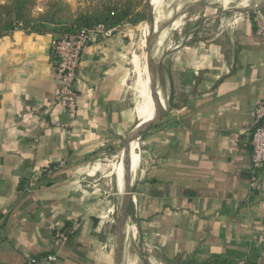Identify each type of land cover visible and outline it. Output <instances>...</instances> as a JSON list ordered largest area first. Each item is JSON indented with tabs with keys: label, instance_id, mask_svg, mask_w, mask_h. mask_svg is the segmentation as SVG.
<instances>
[{
	"label": "crops",
	"instance_id": "1",
	"mask_svg": "<svg viewBox=\"0 0 264 264\" xmlns=\"http://www.w3.org/2000/svg\"><path fill=\"white\" fill-rule=\"evenodd\" d=\"M257 20L264 6L228 23H182L152 57L161 112L139 139L137 172L125 176V234L135 229L142 264H264V171L252 168L247 135L264 101ZM123 26L83 54L74 121L55 105L57 37L0 38V264L48 255L115 264L116 242L81 181L92 163L121 144L124 152L140 123L129 85L136 31ZM59 232L69 239L55 249Z\"/></svg>",
	"mask_w": 264,
	"mask_h": 264
},
{
	"label": "rangeland",
	"instance_id": "2",
	"mask_svg": "<svg viewBox=\"0 0 264 264\" xmlns=\"http://www.w3.org/2000/svg\"><path fill=\"white\" fill-rule=\"evenodd\" d=\"M38 1L42 2L44 0H38ZM67 1L73 6V8H77L79 6V1L81 0H67ZM145 4L147 6V1L145 2ZM184 5H183V10L187 12V17L183 19L182 23L183 22L188 23V21H191V20L193 21L191 23H194V22L201 23L208 19L212 20V18L214 17L216 18L218 17L220 19L224 18L225 22L227 21L226 23H228L236 19L237 17H239L241 14L254 11L264 6V0L262 1L261 0H231L230 3L226 7L223 3V0H204V1L199 0L198 2L190 1L189 3L184 4ZM39 10L40 9H37L36 11H39ZM152 17L154 18L153 14H152ZM165 26H168V24L167 23L163 24L161 28ZM123 28L136 31L135 37H133L132 39L133 44H134V51H133L134 56H137L138 59L140 60L139 64L141 68H144V66L146 65L148 68V64L146 62H148L149 59L148 61H145L144 60L145 55L147 53V58H148L149 44H151L153 46L152 48L154 49L153 44L155 43V39H156L155 33L150 35L147 40V48L143 47L144 35L146 32V29L148 28L151 31V27H150L148 20L144 22H140L137 25L126 24L123 26ZM210 29H211L210 31L213 32L214 27L212 26ZM171 33L172 32L167 34V38L169 39L171 38L172 36ZM207 36H210V35H207ZM131 71L133 72H131L129 85L131 88V93H132V98H133L132 100H133V103L135 104V99H137L136 91H135L137 73L135 72L134 68H132ZM123 148H124V145L121 144L120 147L118 148L116 147L114 149L115 151L111 152L107 156H104L102 159H99L98 161H95L94 163H92L86 170L85 174L82 177V181H81V183H83L82 185L85 186L84 187L85 193L89 197L95 199L93 203L97 205V208H96L97 212H95V214L99 217V221L105 222L106 225L108 224L107 226H108V229L110 230L113 245H115L114 241L116 242L117 216L123 206L124 196L118 191L117 183L115 182L116 177L114 175H109V171H110V165L112 163H116L119 160L120 154H122L123 152L122 151ZM86 173L89 175H87ZM128 244H129L127 246L128 247L127 249L128 259H126V262L128 260L129 262H133L134 264H142L143 259L144 261H146L145 259L147 258L148 254L146 253L144 249H140V247H138L139 243L136 240V238L135 240H132V241L130 240Z\"/></svg>",
	"mask_w": 264,
	"mask_h": 264
},
{
	"label": "trees",
	"instance_id": "3",
	"mask_svg": "<svg viewBox=\"0 0 264 264\" xmlns=\"http://www.w3.org/2000/svg\"><path fill=\"white\" fill-rule=\"evenodd\" d=\"M146 0H0V38L21 30L60 38L103 25L108 29L148 20ZM40 9L39 11H36Z\"/></svg>",
	"mask_w": 264,
	"mask_h": 264
},
{
	"label": "built area",
	"instance_id": "4",
	"mask_svg": "<svg viewBox=\"0 0 264 264\" xmlns=\"http://www.w3.org/2000/svg\"><path fill=\"white\" fill-rule=\"evenodd\" d=\"M257 34L263 35L264 22L257 20ZM114 29H108L99 25L90 29H83L74 34H67L58 38L53 45V54L56 59V74L59 83V91L55 99V105L63 108L71 121L78 116L79 93H78V71L83 54L90 47L97 45L103 37L112 34ZM62 127L71 126L62 125ZM252 132L247 133L252 148V168L255 172L264 171V101L260 102L254 112L252 121ZM139 141V140H138ZM63 164V163H62ZM64 165V164H63ZM62 165V166H63ZM50 173L49 169L44 170ZM253 186L256 185L257 179H254ZM114 222V221H113ZM69 233L59 232L56 234L53 246L60 249L65 246ZM44 264H56L57 255H48L43 259ZM23 264H41L37 258H30ZM236 264H249L240 261Z\"/></svg>",
	"mask_w": 264,
	"mask_h": 264
},
{
	"label": "bare ground",
	"instance_id": "5",
	"mask_svg": "<svg viewBox=\"0 0 264 264\" xmlns=\"http://www.w3.org/2000/svg\"><path fill=\"white\" fill-rule=\"evenodd\" d=\"M190 1L198 2L199 0H150V7H151V11L154 15V20H155V34H156L155 36H156V39H155L153 55H152L153 61H155V63L159 59V57H161V55L163 53V50H164L163 48L165 47L164 44L168 40L167 34L172 32L173 30L177 29L182 24L183 19L187 17V12L186 11L183 12L184 10H183L182 6L184 4L189 3ZM230 1L231 0H223L225 7L230 3ZM181 7H182V9L179 10V13H177L173 17V15L175 14L174 9H176V8L180 9ZM183 15H185V16H183ZM171 18L176 20V21L175 22L173 21V23L169 27H171L174 23H176V24L173 25L169 31H168L169 27L167 28V26L161 28L163 24H166V23L169 24V22L172 20ZM236 22H237V20H236ZM148 28L146 29L145 35L143 34L144 35L143 47H145V48H147L148 37L151 35V32ZM166 31H168V32H166ZM144 60L148 61L147 53L145 55ZM139 62H140V60L138 59V57L134 56L132 59V64H133V68L135 69V72L137 73V81L135 84V91H136V97H137V99H135V112H136V116L140 122L139 125H142L148 121H151L154 118L155 107H154V102H153V98L151 95V87H150L151 86L150 85L151 84V76L149 74L147 65L144 66V68H141ZM146 63L148 64V62H146ZM131 72H133V71H131ZM159 92H160V90L157 92L158 96H160L161 101H163L162 100L163 95L161 94V92L160 93ZM136 100H137V102H136ZM130 149H131V151H130V158H129V170L131 171L132 174H135L138 170L140 160H141L139 141L135 140V141L131 142ZM123 156L124 155L122 152V155L120 154L121 160L119 157V160L116 163H112L110 165V171H109V175H114L116 177L115 182L117 183L118 191L121 194H124V190H125L124 177H125V173H126L125 168H124ZM94 173H92V174H94ZM135 233H136V231L133 227H127L126 234H125L127 245H129L128 243L130 242V240L131 241L134 240V238L136 236ZM127 253L128 252H125V250H124V253H123L124 258L122 260V264H124V263L125 264H134L133 262H129L128 260L126 262V259H128ZM124 260H125V262H124Z\"/></svg>",
	"mask_w": 264,
	"mask_h": 264
},
{
	"label": "water",
	"instance_id": "6",
	"mask_svg": "<svg viewBox=\"0 0 264 264\" xmlns=\"http://www.w3.org/2000/svg\"><path fill=\"white\" fill-rule=\"evenodd\" d=\"M147 1V9H148V22L150 24L151 27V35L155 33V20L152 17V11H151V7H150V0H146ZM174 8V7H173ZM185 12V11H183ZM174 13H179V9H174ZM173 21L175 22L176 20L172 19L168 26L169 27ZM154 45V44H153ZM153 46L151 44H149V50H148V71L149 74L151 76V95L153 98V102H154V107H155V115L154 118L151 121H148L142 125H138V127L136 128V131L133 133L132 137H130L127 141H126V147L125 150L123 152V162H124V168H125V176L129 173V158H130V144L131 142L135 141V140H139L141 135L146 131V129L154 124L159 116H160V112H161V106H162V101L160 96H158V91H157V85L155 83V77H154V72H153V68H152V55H153ZM124 182H127V179L124 177ZM124 196V201H123V206L117 216V223H116V246H115V264H122V260H123V253H124V248H125V228L127 226V222H128V214H129V207L131 205V201H132V191L127 189V185H125V192L123 194Z\"/></svg>",
	"mask_w": 264,
	"mask_h": 264
}]
</instances>
